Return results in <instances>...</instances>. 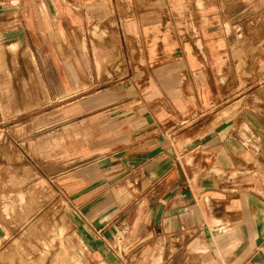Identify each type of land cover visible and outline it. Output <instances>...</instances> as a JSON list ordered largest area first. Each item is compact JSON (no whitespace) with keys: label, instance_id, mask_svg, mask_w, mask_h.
<instances>
[{"label":"crops","instance_id":"0c3cea01","mask_svg":"<svg viewBox=\"0 0 264 264\" xmlns=\"http://www.w3.org/2000/svg\"><path fill=\"white\" fill-rule=\"evenodd\" d=\"M221 10L227 31L211 36L212 56L226 46L241 86L222 85L214 68L209 89L197 75L194 83H183L199 58L183 47L192 70L162 79L172 96L180 89L174 102L187 109L182 117L140 118L131 100L121 118H86V136L104 142L86 151L64 150L43 173L66 200L74 234L99 264H264V23L248 30V12L232 0ZM12 25L24 37L37 34L42 4L0 0V41L11 37ZM196 42L202 47V39ZM182 51L170 48L180 61ZM96 64L100 70L101 59ZM174 65L181 69L179 61ZM65 66L78 87V73L70 62ZM105 97L112 95L86 106ZM209 107L215 110L208 113ZM59 140L37 147L51 151ZM38 187L29 193L49 195L40 196ZM19 195L18 203L25 202Z\"/></svg>","mask_w":264,"mask_h":264},{"label":"rangeland","instance_id":"374dc122","mask_svg":"<svg viewBox=\"0 0 264 264\" xmlns=\"http://www.w3.org/2000/svg\"><path fill=\"white\" fill-rule=\"evenodd\" d=\"M35 1L42 4L43 20L37 34L24 37L12 25L11 37L0 41V264H99L74 234L66 200L43 173L64 150L86 151L104 142L92 133L86 136V118H121L131 100L140 118L182 117L187 109L174 102L180 89L172 96L162 79L192 70L183 47L199 55L197 70L185 75L183 83H194L197 75L203 89H209L214 68L222 85L241 86L226 46L217 58L211 51V36L224 37L227 31L221 12L225 0ZM232 2L248 12V30L264 23V0ZM235 29L243 34L239 26ZM172 46L180 55L182 51V61L171 55ZM66 61L78 73V87ZM107 93L112 97L86 106ZM56 139L51 151L37 147ZM34 184L40 196L49 195L29 193ZM21 193L26 201L19 204Z\"/></svg>","mask_w":264,"mask_h":264}]
</instances>
